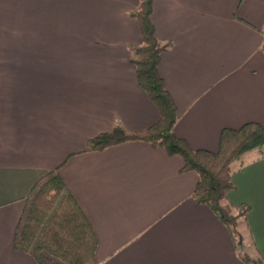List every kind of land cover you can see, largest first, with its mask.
Returning <instances> with one entry per match:
<instances>
[{"label": "crops", "instance_id": "obj_1", "mask_svg": "<svg viewBox=\"0 0 264 264\" xmlns=\"http://www.w3.org/2000/svg\"><path fill=\"white\" fill-rule=\"evenodd\" d=\"M138 3L0 0V264H36L14 234L56 168L96 236V264H246L228 227L192 199L198 175L180 156L141 141L83 151L115 125L136 132L159 118L130 61ZM151 20L178 138L216 151L224 128L264 129V0H152ZM231 181L225 202L249 208L244 249L264 259V154L244 153Z\"/></svg>", "mask_w": 264, "mask_h": 264}, {"label": "trees", "instance_id": "obj_2", "mask_svg": "<svg viewBox=\"0 0 264 264\" xmlns=\"http://www.w3.org/2000/svg\"><path fill=\"white\" fill-rule=\"evenodd\" d=\"M151 13L152 0H139L131 12L138 23L141 41L130 47V61L139 87L157 108L159 118L148 128L136 132L115 125L110 131L87 140L83 151L99 152L121 143L141 141L163 147L168 155L180 156L183 160L181 170L198 175L192 199L206 205L228 227L244 263L264 264L260 256L242 255L239 250L244 248L243 235L232 227L240 217L244 219L248 206L235 209L225 202L226 195L234 188L231 165L250 150L257 149L264 154V129L256 122H247L235 129L224 128L220 131L216 151L192 149L174 134L176 105L158 72L166 46L155 36ZM261 50L264 54V40ZM57 169L42 176L25 199L13 249L29 254L36 264H96V236Z\"/></svg>", "mask_w": 264, "mask_h": 264}, {"label": "rangeland", "instance_id": "obj_3", "mask_svg": "<svg viewBox=\"0 0 264 264\" xmlns=\"http://www.w3.org/2000/svg\"><path fill=\"white\" fill-rule=\"evenodd\" d=\"M237 211L236 210H234V214L236 213ZM244 221V219L243 218H241L240 217V219H238L237 221H236V224L234 225H232V227H233V229L236 231V232H238V233H240V231L242 232V227H243V222ZM244 229V228H243ZM247 232V231H246ZM246 232H244V233H242V234H246ZM238 238V237H237ZM239 251H241V253H242V255H244V256H248L249 258H251L252 256L250 255L251 254V252L248 250V249H241V250H239Z\"/></svg>", "mask_w": 264, "mask_h": 264}]
</instances>
